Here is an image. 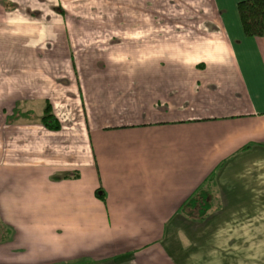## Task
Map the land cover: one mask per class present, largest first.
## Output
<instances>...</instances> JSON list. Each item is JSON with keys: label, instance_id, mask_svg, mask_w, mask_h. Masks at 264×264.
I'll return each instance as SVG.
<instances>
[{"label": "crops", "instance_id": "obj_1", "mask_svg": "<svg viewBox=\"0 0 264 264\" xmlns=\"http://www.w3.org/2000/svg\"><path fill=\"white\" fill-rule=\"evenodd\" d=\"M240 1L0 0V264H264Z\"/></svg>", "mask_w": 264, "mask_h": 264}, {"label": "trees", "instance_id": "obj_2", "mask_svg": "<svg viewBox=\"0 0 264 264\" xmlns=\"http://www.w3.org/2000/svg\"><path fill=\"white\" fill-rule=\"evenodd\" d=\"M238 11L245 33L249 36L264 37V0H242L238 3ZM42 122L50 129L57 130L61 128L60 121L53 113L49 103L45 108ZM99 195L104 198V194L100 193ZM204 214L196 215V219H203L201 216Z\"/></svg>", "mask_w": 264, "mask_h": 264}]
</instances>
